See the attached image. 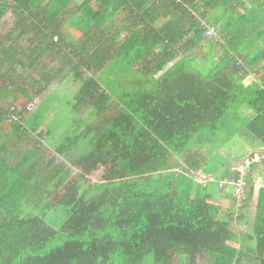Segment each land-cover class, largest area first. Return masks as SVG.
<instances>
[{"label":"trees","instance_id":"obj_1","mask_svg":"<svg viewBox=\"0 0 264 264\" xmlns=\"http://www.w3.org/2000/svg\"><path fill=\"white\" fill-rule=\"evenodd\" d=\"M74 1L0 0V19L14 15L0 41L5 93L33 102L58 78L79 83L61 134L57 96L29 113L0 106V264H264V183L252 175L264 164V0ZM216 23L223 54L208 41L199 67L194 49ZM255 63L261 81L245 85ZM235 136L253 145L240 200L227 182L245 160L224 154Z\"/></svg>","mask_w":264,"mask_h":264},{"label":"rangeland","instance_id":"obj_2","mask_svg":"<svg viewBox=\"0 0 264 264\" xmlns=\"http://www.w3.org/2000/svg\"><path fill=\"white\" fill-rule=\"evenodd\" d=\"M80 0H75L74 2H79ZM13 20H14V15L11 11H8L7 14L2 17L0 19V41H2L4 39V35L7 33V31L12 28L13 26ZM116 27H120L123 26L125 24L123 17L118 18L115 21ZM65 32L68 34V36L70 37V34L68 33L67 30H65ZM207 38H215L219 41V43H222L223 41H221V37L219 35V33H217V35L211 34L206 36ZM210 39V40H211ZM54 40V39H53ZM218 43V44H219ZM198 48V47H197ZM195 48V55L200 57L202 53H200V51H198V49ZM240 60V58L238 59ZM51 67H55L56 63H52L50 65ZM34 74V73H33ZM86 75L88 76L89 74L86 72ZM35 77V76H34ZM258 78V76H257ZM252 79V78H251ZM250 78L245 80V83L250 84L251 82L253 83L254 80H251ZM9 86V85H7ZM79 88V83L75 82L72 78V76L69 74L68 76L64 77V78H58L56 80H54L50 86H48L42 93V97L40 98H35L33 100V102H27V99L25 96L21 95L18 92H15V90L13 89V87H9L10 90H13V93L10 94H6V90L4 89V86L1 85L0 83V91L1 93H5L4 96L1 98L0 100V106H2L3 108H7L8 106H10V104H14V105H18L19 107H24L27 105V111L26 112H31L35 109V107L39 104V102L44 98L46 99V97L49 96H57L59 97V99H61V101L57 98V100L54 99V97L52 98V102H54V106L55 108L54 111H52L53 113L52 118L54 119V121L56 122L55 124H59V127L57 126V130L56 132H58L59 130V134H61L62 130L70 127L69 125H71V119H70V114H72V109H71V105L68 104V102L66 101L67 98H69V100L71 99L72 102H74V99H72V96L78 91ZM62 98H65L64 100H62ZM53 104V103H52ZM82 110L84 111L83 114H81L80 116L84 119L87 120V123H94V121L97 120V118L92 114L94 112H92V109L89 105H86L82 108ZM27 115V114H26ZM15 117H11L10 119H14ZM51 118V116L49 117V119ZM48 119V118H47ZM45 122H42V124L40 125V130L45 126ZM8 132L9 131V127L7 126V128H2L0 130V132ZM39 131V130H38ZM34 135H36V133H34ZM1 142V141H0ZM50 142L48 140H45L42 138V145H43V149H42V153L44 155V157L47 159L50 156H53V152L51 150V146H50ZM252 147L253 145L251 143L245 142L244 138H241L239 140H234L232 142H230L228 144V147L226 149H224V154L233 162V163H239L242 160H245L248 156V153L252 151ZM59 157H57V160L59 161L60 159H58ZM256 165L253 167V171H252V175L255 174L257 179H259L262 183L264 182V164L261 163L260 158H258L256 160ZM76 169L72 171L73 175L76 173L75 172ZM102 170H97L92 172L90 175H88L87 177L89 179H91L92 181H98L101 179V175H102ZM254 176V175H253ZM230 189V188H229ZM231 193V190H230ZM239 232L242 231V226L240 225L238 227ZM176 260H173L172 264H187V260L185 257H181V258H175Z\"/></svg>","mask_w":264,"mask_h":264},{"label":"crops","instance_id":"obj_3","mask_svg":"<svg viewBox=\"0 0 264 264\" xmlns=\"http://www.w3.org/2000/svg\"><path fill=\"white\" fill-rule=\"evenodd\" d=\"M74 4H72V6H73ZM118 18H121L122 19V17L121 16H119ZM117 18V19H118ZM116 19V20H117ZM115 20V21H116ZM115 21H114V23H115ZM160 22V21H159ZM66 27V24L64 25V28ZM125 27H128V24L127 23H125L123 26H120V27H116V24H115V27L114 28H112V31H114V30H116L115 28H117L119 31H118V37H117V39H116V43H120L121 41H123L124 40V38H125V36H126V30H125ZM221 27H222V25H221V23H216V24H214V29H215V34L217 35V33H219V35H220V37H221V34H220V32H221ZM65 30H66V28H65ZM121 30V31H120ZM206 37V36H205ZM107 39H109V41H110V38H107ZM211 38H205V40H203L201 43H200V45H199V47L197 48L198 49V51H200V53H202L201 54V56L200 57H198V56H196V58L198 59V61L200 62L199 63V67L200 66H204L205 65V63L203 62V59H204V57H205V53H204V51H203V49H202V46H204L208 41H212V42H214V48H213V54H212V56H213V59H215L216 61H217V59H218V56H222V50H223V48H222V46H220L222 43H219V41L217 40V39H211ZM221 41H223L222 40V38L220 39ZM219 43V44H218ZM207 47V46H206ZM206 47H204V50H205V48ZM117 49H118V51H119V46L117 47ZM194 53H196L195 51H194ZM231 54H233V52H231ZM118 55H119V52H118ZM120 60H119V62L120 63H126V61L123 59V58H119ZM106 63H108V62H106ZM170 63H173V62H170ZM241 65H244L243 63H241ZM261 63H255V64H250L249 66H246V68L248 69V71H249V74H248V76H246V78L244 79V83H245V80L246 79H248V78H252L251 80H254L253 81V83H258V82H260L261 80L259 79L260 78V75H262L263 73H262V71L259 73V74H256V70L257 69H259L260 67H261ZM257 76H258V78H257ZM252 83V82H251ZM250 83V84H251ZM245 85H249V84H247V83H245ZM251 110H250V108H248V106H243L242 108H241V111L239 112V115H240V117L241 116H246L249 112H250ZM242 118V117H241ZM243 120V119H242ZM242 137L241 136H235V137H233L232 139H231V141L230 142H232V141H236V140H239V139H241ZM229 142V143H230ZM245 142H246V140H245ZM228 143V144H229ZM228 144H227V147H228ZM252 151H253V149H252ZM251 151V152H252ZM251 152H249L248 153V155L247 156H249V154L251 153ZM263 158H264V156H263ZM198 174V173H197ZM254 176H253V179H254V182H255V184H263L259 179H257V177H256V175L255 174H253ZM206 177V176H205ZM202 183H207V181L205 180V178L203 179V180H200ZM208 181H216V180H213V179H211V180H209L208 179ZM223 182H221V185H223L222 184ZM227 185L229 186V188L231 189L232 188V186H231V184L229 183V181L227 182Z\"/></svg>","mask_w":264,"mask_h":264},{"label":"built area","instance_id":"obj_4","mask_svg":"<svg viewBox=\"0 0 264 264\" xmlns=\"http://www.w3.org/2000/svg\"><path fill=\"white\" fill-rule=\"evenodd\" d=\"M215 33L214 27H208L205 36L211 35ZM54 40H57V37L54 36ZM13 117V116H11ZM15 119V118H14ZM253 162V160L245 159L243 164L238 165L234 168V170L237 172V178L231 179L229 182L232 186L231 193L234 197H236L238 200H240L244 194L245 188H246V179L245 175L247 174L248 170L250 169V165ZM199 174V173H198ZM205 176L203 174L198 175L197 180H203Z\"/></svg>","mask_w":264,"mask_h":264}]
</instances>
